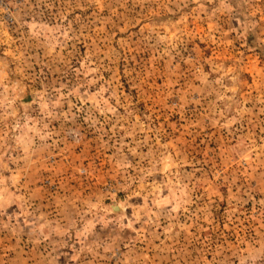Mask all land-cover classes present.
I'll return each mask as SVG.
<instances>
[{"label": "rangeland", "instance_id": "374dc122", "mask_svg": "<svg viewBox=\"0 0 264 264\" xmlns=\"http://www.w3.org/2000/svg\"><path fill=\"white\" fill-rule=\"evenodd\" d=\"M0 264H264V0H0Z\"/></svg>", "mask_w": 264, "mask_h": 264}]
</instances>
